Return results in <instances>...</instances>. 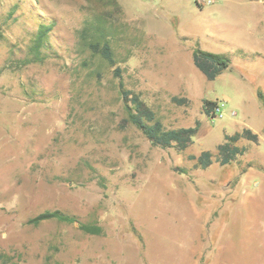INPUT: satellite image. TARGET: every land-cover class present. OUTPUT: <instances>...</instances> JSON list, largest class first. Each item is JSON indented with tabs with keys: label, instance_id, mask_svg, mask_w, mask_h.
<instances>
[{
	"label": "rangeland",
	"instance_id": "rangeland-1",
	"mask_svg": "<svg viewBox=\"0 0 264 264\" xmlns=\"http://www.w3.org/2000/svg\"><path fill=\"white\" fill-rule=\"evenodd\" d=\"M197 49L230 68L209 80ZM122 87L192 142L154 143ZM244 128L258 141L216 161ZM55 210L77 221L31 222ZM0 264H264V0H0Z\"/></svg>",
	"mask_w": 264,
	"mask_h": 264
},
{
	"label": "trees",
	"instance_id": "trees-1",
	"mask_svg": "<svg viewBox=\"0 0 264 264\" xmlns=\"http://www.w3.org/2000/svg\"><path fill=\"white\" fill-rule=\"evenodd\" d=\"M104 28L105 27H102L101 23H90L84 32H88L91 29L103 30ZM51 29V25H42L39 28L29 48L31 57L26 63L36 62L43 59L42 49L46 47V38ZM88 44L93 52L100 53L107 59L112 58V51L107 43L101 45L100 42L91 41ZM193 60L194 64L209 80L216 79L219 75L229 69L231 65L230 58L226 54L215 53L203 49H197L193 52ZM122 94L126 101L132 103V106L129 107L130 121L140 128L154 143L163 146H170L176 143L185 147L192 142V137L197 132V126L166 129L162 122L156 118L154 111L146 106L137 95L130 96L132 91L123 89L122 87ZM174 100L178 103L185 101V99H179L177 97H174ZM218 106V101L209 99H205L203 103L204 111L209 116H215V111ZM241 138L258 141L259 135L250 128H244L242 131L236 132L233 135H226L225 142L218 146V157L216 158V161H219L220 164L224 165L243 153L244 147L237 144ZM197 159L202 168H207L214 162L213 153L210 150L203 151ZM48 218H56L65 222L77 221L75 216L63 213L60 210H55L42 212L34 217L31 222L39 223ZM81 228L90 234H100L102 232V227L99 225L81 224Z\"/></svg>",
	"mask_w": 264,
	"mask_h": 264
},
{
	"label": "built area",
	"instance_id": "built-area-1",
	"mask_svg": "<svg viewBox=\"0 0 264 264\" xmlns=\"http://www.w3.org/2000/svg\"><path fill=\"white\" fill-rule=\"evenodd\" d=\"M218 109H219V106L217 107V109H216V111H215V114H216V112H217Z\"/></svg>",
	"mask_w": 264,
	"mask_h": 264
}]
</instances>
